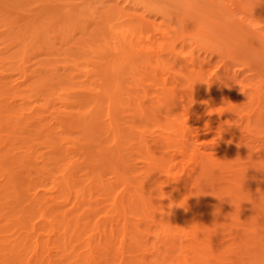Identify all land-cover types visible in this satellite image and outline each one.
I'll use <instances>...</instances> for the list:
<instances>
[{
	"label": "bare ground",
	"instance_id": "obj_1",
	"mask_svg": "<svg viewBox=\"0 0 264 264\" xmlns=\"http://www.w3.org/2000/svg\"><path fill=\"white\" fill-rule=\"evenodd\" d=\"M155 1L0 0V264H264V24Z\"/></svg>",
	"mask_w": 264,
	"mask_h": 264
},
{
	"label": "rangeland",
	"instance_id": "obj_2",
	"mask_svg": "<svg viewBox=\"0 0 264 264\" xmlns=\"http://www.w3.org/2000/svg\"><path fill=\"white\" fill-rule=\"evenodd\" d=\"M156 1H159L161 4H163V3H165L166 5L168 4V3H170L169 2V0H167V2H166V0H165V2H163L162 3V1H164V0H156ZM155 1V2H156ZM200 1V0H199ZM201 1H203V0H201ZM207 3H210L209 1L210 0H205ZM205 1H203V2H205ZM258 3L256 4V2H255V0H213L212 2L213 3H210L212 6H211V9L212 10H217V9H219L220 11H223L222 13L221 12H213V17H215V18H217L218 17V19H220L221 20V17L219 18V14H224V13H229V14H231V15H233L232 14V12H231V8H235L236 10H237V12H239L241 15H243V14H246V17L247 18H252V19H256L257 21H259L261 24H264V21H263V13H264V2L262 3V1H264V0H256ZM260 1V2H259ZM261 3V4H260ZM165 4H163V5H165ZM172 3H170L169 5H171ZM169 5H167L168 7H170ZM172 6V5H171ZM194 11V10H193ZM191 12L192 14L194 13V12ZM138 12H139V16H143L146 20H147V22H146V24H147V27H148V29L151 31V33L155 36V37H157V39H161L163 36H162V33L159 31V29L158 28H162V29H167V25H166V22L163 20V18L160 16V15H157V14H154V13H148V12H145V11H143V10H141V9H139L138 10ZM191 13L190 12H188V16L190 17V16H193V15H191ZM245 16V15H244ZM239 22V20L237 19V18H235V21L234 22H232V24L231 25H235L236 27H238V28H240V24H241V22H239L240 24L238 25L237 23ZM233 23H235V24H233ZM238 25V26H237ZM242 25H243V23H242ZM212 27V26H211ZM215 27V26H214ZM245 27H246V25H245ZM244 27V28H245ZM242 28H243V26H242ZM240 30V29H239ZM244 30V29H243ZM242 30V31H243ZM241 31V30H240ZM245 31V30H244ZM248 31V30H247ZM213 32H215L216 33V35H217V39H219V34L220 33H218V32H220V31H218V29H217V31H216V28H214L213 29ZM237 33H238V31H237ZM237 33H235V35L232 37V38H234L235 36V38L237 39H242V38H240L239 37V35L237 34ZM225 33H223V35H224ZM229 34H231V33H229ZM228 34V35H229ZM221 35L222 34H220V37H221ZM225 36H226V34H225ZM229 36H232V35H229ZM229 36H226L227 38H229ZM216 37V36H215ZM225 37V38H226ZM225 38H220L221 40L223 39H225ZM231 38V37H230ZM222 40V41H223ZM232 40V39H231ZM228 41H229V39H228ZM242 40H240V43L239 42H237V43H231L232 44V48H233V50H234V53H235V55H236V57L238 58V60H240V61H244V60H248V59H250L251 61H253V62H255V63H262V64H264V54H260V51L259 50H249L248 49V47L247 46H245L242 42H241ZM230 42H232V41H230ZM239 44V45H238ZM208 58H210V59H213V63L214 62H216V60H218L219 59V57L218 56H216V54H210V53H206L205 54ZM233 70L234 71H236L237 73H239L240 74V77L242 78V77H245V76H249L250 75V73H251V71H247L246 69H242L240 66H233ZM253 78H254V76H253ZM193 122H190V124H192ZM210 153L209 154H211V151H209ZM215 152V156L213 157V156H211L212 158H214V160H216L215 159V157H217L218 155H216V151H214V150H212V153H214ZM210 156V155H209ZM212 160V159H211ZM213 160V161H214ZM216 161H218V162H220V159H218L217 158V160ZM215 163V162H214ZM264 173V172H263ZM253 174H254V172H253ZM250 183V182H249ZM250 187H251V185H249ZM245 190V189H244ZM249 192L251 191V190H248ZM242 192V191H241ZM244 192V191H243ZM241 193L240 195H242L241 197H242V199H243V194L244 193H247V189H246V192H244V193ZM248 192V193H249ZM252 193H253V190H252ZM250 195V196H249ZM252 194H248V196L247 195H245V197H246V199H245V197H244V199H245V201H247L248 203H250L249 201V199H251L253 202H254V193H253V197L251 196ZM249 197V198H248ZM251 197V198H250ZM248 198V199H247ZM244 201V202H245ZM251 201V202H252ZM246 203V202H245ZM245 203H244V205H245ZM254 204V203H253ZM253 204H251V206L250 205H248V206H250V208H246L247 206L245 205H243L245 208L244 209H246L247 211H251L254 207H252V205ZM255 206V205H254ZM251 209V210H250ZM227 217V216H226ZM228 222V221H227ZM231 222V221H230ZM228 224V223H227ZM228 230V229H227ZM226 230V231H227ZM229 231V230H228ZM224 232V231H223ZM226 233V235H227V232H225ZM225 233H223V234H225ZM225 236V235H224Z\"/></svg>",
	"mask_w": 264,
	"mask_h": 264
},
{
	"label": "clouds",
	"instance_id": "obj_3",
	"mask_svg": "<svg viewBox=\"0 0 264 264\" xmlns=\"http://www.w3.org/2000/svg\"><path fill=\"white\" fill-rule=\"evenodd\" d=\"M225 19L228 21V22H234L235 21V17L232 16L231 14L229 13H226L225 14ZM251 30V29H250ZM261 30H264V29H261ZM261 171H264V170H261Z\"/></svg>",
	"mask_w": 264,
	"mask_h": 264
}]
</instances>
